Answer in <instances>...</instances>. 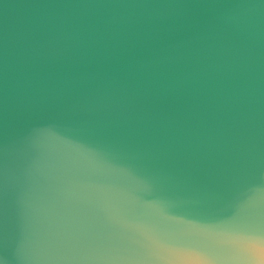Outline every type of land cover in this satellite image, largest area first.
Masks as SVG:
<instances>
[{"label": "water", "instance_id": "1", "mask_svg": "<svg viewBox=\"0 0 264 264\" xmlns=\"http://www.w3.org/2000/svg\"><path fill=\"white\" fill-rule=\"evenodd\" d=\"M263 202L264 0H0V264H243Z\"/></svg>", "mask_w": 264, "mask_h": 264}, {"label": "bare ground", "instance_id": "2", "mask_svg": "<svg viewBox=\"0 0 264 264\" xmlns=\"http://www.w3.org/2000/svg\"><path fill=\"white\" fill-rule=\"evenodd\" d=\"M250 174L247 173L246 176H244L242 179H237L233 182H225L222 187H238L240 183L246 182L249 178ZM261 179L260 181H262ZM256 184H259L258 182ZM253 186H250L247 189V194H250V189ZM259 211H264V202L259 205ZM256 217H264V213L261 214H254ZM253 217V216H251ZM251 217L245 218L243 220H239L238 227L235 229L242 230L247 229L243 234H241V241L246 245L249 252L252 256V258L255 257V260L253 264H262L264 262V225H257L256 227L252 225ZM233 229V228H231ZM189 252H186L184 254V257H187ZM191 253V252H190ZM228 256L229 259L234 260L236 259V255L233 254L230 250L227 248L222 249L221 251H215L212 247L206 248L203 253L201 254V257H204L201 261H199V264H216L221 263L222 258H226ZM246 260V259H245ZM175 264H190L189 260L185 261H178ZM231 264H236L231 263Z\"/></svg>", "mask_w": 264, "mask_h": 264}, {"label": "rangeland", "instance_id": "3", "mask_svg": "<svg viewBox=\"0 0 264 264\" xmlns=\"http://www.w3.org/2000/svg\"><path fill=\"white\" fill-rule=\"evenodd\" d=\"M252 219H251V222H252V225L253 226H257V225H264V217H256V215L255 216H253V217H251ZM245 261V260H244ZM252 262H254V259L252 258V259H250L249 261H247V263L246 262H244L243 264H251ZM262 264H264V262H262Z\"/></svg>", "mask_w": 264, "mask_h": 264}]
</instances>
